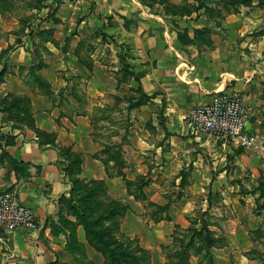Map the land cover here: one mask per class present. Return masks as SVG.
<instances>
[{"label": "crops", "instance_id": "crops-1", "mask_svg": "<svg viewBox=\"0 0 264 264\" xmlns=\"http://www.w3.org/2000/svg\"><path fill=\"white\" fill-rule=\"evenodd\" d=\"M167 22L139 0H0V192L12 193L31 208L38 223L36 230H0V264H89L79 261L66 236L51 227L73 190L64 147L82 156L79 177L102 182L110 198L129 207L121 227L138 236L144 249L153 248L133 230L140 213L137 205L167 202L169 197L175 198L172 193L180 191L184 194L177 195L181 199L169 216L188 214L191 209L186 207L203 179H197V173L207 169V157L215 167L233 158L237 170L264 175V42H252L248 55L236 49L228 37L225 45L188 60L186 52L170 45L173 36ZM151 29H157L159 36L151 37ZM110 36L116 42L124 37L133 42L146 39L147 50L138 51L143 56L132 60L136 87L117 82L118 60L113 65L105 63L103 47L98 50L94 46L101 52L100 59L93 55L90 45ZM136 50L130 43V51ZM96 69L108 74L113 83L97 77L91 89ZM138 88L154 97L127 109L124 133L113 136L122 147L124 177L109 176L95 157L91 114L97 104L82 93L123 97L124 90ZM221 92L243 95L247 130L256 138L253 154L259 158H249L244 152L237 155L235 147L190 133V110L209 103L212 95ZM13 98H26L27 104L9 106ZM145 110L150 111L146 124L141 122ZM46 134L52 142H44ZM190 164L197 169L191 172V181L181 185L178 175ZM146 175L149 182L137 199L125 182ZM173 175H177L175 182L171 181ZM240 199L237 196L236 203ZM76 233L79 245L93 253L80 226Z\"/></svg>", "mask_w": 264, "mask_h": 264}, {"label": "rangeland", "instance_id": "rangeland-1", "mask_svg": "<svg viewBox=\"0 0 264 264\" xmlns=\"http://www.w3.org/2000/svg\"><path fill=\"white\" fill-rule=\"evenodd\" d=\"M139 1L168 20L169 33L173 36L170 45L179 52H186L189 56L188 60L190 58L195 60L199 54L223 43L225 45L228 37L231 38L236 49L248 55L250 53L248 48L252 42L257 43L259 40L264 42V0ZM149 35L159 36V32L157 29H151ZM108 38L90 45L91 51H95L92 52L93 55L100 59L101 52L96 51V48L99 50L103 47V51H106L102 57L105 63L113 65L115 59L118 60L119 69L114 74L117 82L124 85L133 83L136 87L137 75L132 67L134 64L132 60L143 56L139 55V52L147 50L146 39L141 37L137 42H133L127 41L124 37L122 42H116L113 37ZM243 41V47H240ZM129 42L137 48L134 53L130 51ZM85 51L91 52L87 46ZM222 51H224L223 47ZM81 59L89 65L84 55H81ZM148 63L139 62L142 65ZM97 77H101L105 83H113L108 74L96 69L91 80V89ZM131 90H124L123 97L108 94L100 98L98 94L82 93L85 99L97 104L91 114V129L97 143L95 157L102 163L108 162L110 167L114 165L113 162L108 161L109 155L115 156L119 150L121 153L122 147L113 136L124 133L127 109L133 108L130 104H138L145 100L144 93L139 88L133 89L132 92ZM147 97H150L147 100L149 101L154 95ZM102 100L105 101L101 102ZM149 113V110L142 113V123H147L144 120ZM109 119L110 124H108ZM114 119L117 121L114 122ZM43 140L53 141L48 134L43 135ZM62 151L69 162L73 161L70 168L73 190L70 196L65 198L56 223L53 222L51 227L53 232L66 236L72 244V252L79 261L89 264H167V261L176 263L172 254L179 249L174 243V238H179L184 239L185 244L190 241L187 250L189 264H208L209 256L212 257L214 264H264L263 173L253 176L251 172L237 170L233 158H227L215 167L214 161L207 157L204 159L207 169L200 174L197 173L196 178L203 177V179L198 193L192 197L193 203L186 207L188 210L191 209L188 214L180 217L169 216V210L176 206L177 201L181 199L180 196L184 194L180 191L172 193L175 198L169 197L167 202L160 204L146 202L137 205L140 213L137 215L138 220H134L133 230L141 234L143 243L153 248L144 249L138 236L132 235L124 226L121 227L122 216L129 207L110 198L103 184L84 180L77 175L79 169L81 171L83 162L78 151L72 150L71 147H64ZM242 152L249 158H259L256 154L235 148L237 155ZM75 160L80 161L75 162ZM113 168L114 171L120 170L121 166L115 165ZM195 169L197 167L191 164L183 167L178 175L181 177V185L191 181V172ZM175 176L177 175H173L171 181L175 182ZM145 177L147 175L136 178L128 187V191L133 192L137 199L142 197L143 186L149 182ZM237 196L242 198L238 203L235 201ZM233 199L234 201L229 203ZM141 208H145L146 211H141ZM83 214H87V219L82 217ZM84 220L91 224L87 243L92 245L93 253L79 245L76 230L80 226L85 232ZM201 224L207 226L212 233L210 238L212 237L215 246L210 250L206 249L209 235L203 233L198 237L193 231L200 230ZM106 244L108 248L104 247ZM95 246L101 248L104 254L95 250Z\"/></svg>", "mask_w": 264, "mask_h": 264}, {"label": "built area", "instance_id": "built-area-1", "mask_svg": "<svg viewBox=\"0 0 264 264\" xmlns=\"http://www.w3.org/2000/svg\"><path fill=\"white\" fill-rule=\"evenodd\" d=\"M189 129L194 136H210L222 145L248 153L257 151L256 138L247 130L248 116L244 97L234 93H216L209 103L193 107L189 113ZM18 228L36 230L38 223L31 208L21 204L10 192H0V230Z\"/></svg>", "mask_w": 264, "mask_h": 264}, {"label": "trees", "instance_id": "trees-1", "mask_svg": "<svg viewBox=\"0 0 264 264\" xmlns=\"http://www.w3.org/2000/svg\"><path fill=\"white\" fill-rule=\"evenodd\" d=\"M143 96L145 97V100H143L142 102L138 103V104H130V107H137V106H140L144 103V101H147L150 97H147L145 94H143ZM0 104L2 105V101H0ZM16 104H21L23 107L27 104V99L26 98H13V102L9 105V106H16ZM45 142V140H44ZM80 161V160H79ZM78 160H75V162H79ZM108 161L110 162H113V165L112 167L108 166V162H103V164L105 165V168L107 170V174L109 176H118V177H124L123 175V172H122V169L124 167V161L122 159V155L120 153V150H119V153H117V155L115 156H112V155H109V158H108ZM69 162V161H68ZM73 164V161L71 160L69 163H68V167H67V174L69 175V178L70 180H72V177L70 176L71 175V172H70V168H71V165ZM120 165L121 166V169H115V171L113 170L115 167ZM80 174V169L77 173V175ZM93 182V181H92ZM93 183H97V184H103L102 182H93ZM126 186H127V189L128 187L132 184V182H129V181H126ZM85 219H87V214H83ZM85 221V237H86V241H88V237H89V225H91L89 223V221ZM195 235L196 236H201L203 233H206L208 236V241H207V246H206V249L210 250L212 247H214V242H213V239L210 238V236H212V233L210 232V230H208L207 226L205 227L203 224H201V229L200 230H196L194 229L193 230ZM100 235V234H99ZM184 239H179V238H174V243L175 245L178 246V250H176V252H174L172 254V258L173 259H176V263L174 262H170V261H167V264H189V258L187 256V250L189 249L190 247V241L189 243H186L183 241ZM89 242V241H88ZM90 245V243H88ZM92 246V245H90ZM105 248H108V244H106L104 246ZM95 250H98V251H101V253L104 254V251H102L101 248H98V247H94ZM112 255V254H111ZM115 256H113L114 258ZM114 260L116 261L117 259L114 258ZM208 264H214L213 263V259L211 256H209V259H208Z\"/></svg>", "mask_w": 264, "mask_h": 264}]
</instances>
